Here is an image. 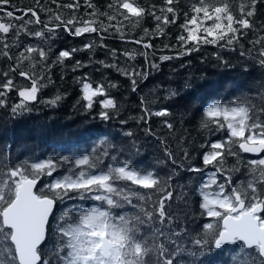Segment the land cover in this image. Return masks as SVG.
Wrapping results in <instances>:
<instances>
[{
  "label": "snow or ice",
  "instance_id": "obj_1",
  "mask_svg": "<svg viewBox=\"0 0 264 264\" xmlns=\"http://www.w3.org/2000/svg\"><path fill=\"white\" fill-rule=\"evenodd\" d=\"M179 2L164 0V6L150 4L146 8L139 0H113L101 11L92 0H84V7L91 12L77 15L80 0L67 4L51 0L56 9L36 0V7L13 10H8L11 0H0V60L11 62L0 68V107H5L9 93L15 92L19 99L11 106L12 115L31 111L29 105L53 83L54 66L64 70L72 61L73 73L88 67L93 61L77 60V53L106 47L105 34L115 33L125 40L126 31L141 29L146 16L155 21V28H142L141 38L131 40L145 51L128 49L122 55L127 61L143 56L151 69L158 70L159 64L148 59L147 50L153 44L144 38L166 34L165 28L178 19L173 5ZM189 4L192 15L184 13L182 32L175 37L177 45H164L180 50L159 56V61L190 55L201 45H239L243 49L240 40L251 32L255 38L249 41L247 55L261 69L257 90L227 102L212 100L202 108L199 130L207 136L221 133L222 138H205L193 149L199 153L201 166H185L191 159L189 150L182 147L185 137L178 139L179 159L161 141L174 166L165 176L133 159L140 154L134 140L118 147L104 138L91 150L23 160L14 158L7 145L0 150V264H217L222 254L225 259L221 264H264V21L253 24L264 0H189ZM57 9H66L71 15ZM40 13H46L47 20L41 19ZM60 31L74 38L97 34L101 43L89 40L82 48L53 52ZM28 38L32 40L26 42ZM109 51L112 57L117 56L115 49ZM53 55L55 59H50ZM96 63L126 77L133 93L139 81L149 75L132 65L121 68L115 62ZM74 83L80 91L77 104L82 102L85 111L99 104L100 119L119 115L122 106L109 94L110 89L119 87L117 83L94 82L88 73L74 76ZM175 95L169 90L166 98ZM63 99L57 93L43 103L55 106ZM153 103L155 100L140 97L142 115L138 121L147 124L152 117L172 115L168 107L152 110ZM163 124L174 129L168 120ZM145 133L154 135L151 128ZM123 135L131 138L134 133ZM229 158L234 161L231 166ZM177 169L200 174L199 182L192 187L174 182L180 175ZM187 191L198 195L199 215L208 218L197 225L195 234L183 226L189 213L181 215L183 210L172 207L175 198L188 208Z\"/></svg>",
  "mask_w": 264,
  "mask_h": 264
},
{
  "label": "trees",
  "instance_id": "obj_2",
  "mask_svg": "<svg viewBox=\"0 0 264 264\" xmlns=\"http://www.w3.org/2000/svg\"><path fill=\"white\" fill-rule=\"evenodd\" d=\"M57 2L67 4L72 3L73 0H57ZM112 2L113 0H92V3L101 11ZM197 2L198 0H191V3ZM40 3L45 7L56 9V5L52 4L51 0H40ZM80 3L81 7L77 15H84L85 11L91 12V9L84 7V0H80ZM139 3L146 8L150 4L164 6V0H139ZM30 7H36V0H11V7L8 10ZM173 7L177 9L178 19L176 23L169 24L165 28L166 34L161 37L148 36L144 38L145 41L150 39L153 44V48L147 50L148 59L159 64L158 70L151 69L143 56L138 55L135 61H127L122 55L128 49L145 51L141 45H136L131 40L141 38L142 28H155V21L151 16H146L141 29L126 31L125 40H121L115 33L105 34L103 44L106 47H97L93 52L84 50L76 54L75 59L77 60L86 62L91 59L93 61L88 67L76 73L71 71L72 61L67 63L64 70L59 66L53 67L51 72L53 83L43 89L37 102L29 105L31 111L13 116L11 106L17 103L19 98L15 92L9 93L7 105L0 107V150L10 145L12 156L23 160L33 156L44 158L54 154L70 155L73 151L91 150L104 138L109 139L118 147H126L134 140L140 154L133 159L140 166L154 168L161 176H165L170 173L174 166L165 156L164 144L161 141H165L179 159V147L181 145H178V139L185 137L186 142L182 144V147L187 148L191 153V159L185 162V166L187 167L189 163L201 166L199 153L193 149L203 143L205 138H222L221 133L207 136V133L199 130L202 108L212 100L227 102L241 93L256 91L258 87L256 82L261 79V69L247 55V49L251 47L249 41L255 38L251 32L240 40L243 49L239 45L234 46V48L201 45L199 51H194L190 55L160 62L159 56L175 55L176 51L180 50L179 47L175 49L164 48V45H177L175 37L182 32L180 26L184 23V13H188L189 17L192 15L189 0H180ZM232 10L239 19L236 8L233 7ZM57 11H64L67 15H71L66 9H57ZM19 14L21 13L18 12L17 15ZM157 14L160 13L157 12ZM40 15L41 19L47 20L46 13H40ZM84 18L87 19L88 17L84 16ZM171 18L170 15L169 19ZM257 21H264V5L257 8V15L253 18L254 26H257ZM104 22L108 23L106 19ZM125 23L127 24V22ZM11 35L13 34H10V38ZM60 38V42L54 45L53 52L63 48H82L83 44L88 43L89 40L95 41L97 45L101 43L97 34L74 38L60 31ZM31 40L32 38H28L26 42ZM191 46L189 45V47ZM111 49L116 50V57L111 56L109 51ZM242 50L245 52L243 56L241 55ZM50 59H55V56H51ZM100 60H104L108 64L115 62L121 68L132 65L148 71L149 75L146 79L139 81L138 89L133 93L128 79L116 69L104 68L96 63ZM8 63L11 62L0 60V68L6 67ZM84 73H88L94 82L111 81L119 85L118 88L109 90V94L114 96L122 106L118 116L113 114L112 119L105 121L99 118V104H96L89 111H85L82 102L77 104L80 91L74 83V76H80ZM169 90H174L176 95L166 98ZM57 93L64 96L60 103L55 106L43 103ZM140 97L155 100V103L151 105L152 110L168 107L172 115L169 117H152L147 124L138 121L136 118L142 115ZM121 120H125L127 123L121 124ZM164 120L173 123L174 129L170 131L164 127ZM146 128H151L154 135H147L145 133ZM128 131L134 133L133 137L129 138L123 135ZM244 155L248 159L255 158L254 155ZM232 163L234 161L229 158V166ZM177 171L180 175L175 178L174 182L188 184L189 187L199 182L200 174L190 173L182 169H177ZM237 176L239 178V174ZM187 198L189 205L187 209H184L183 202H178L175 198L172 201V207L183 210L181 215L184 211L189 213V219L183 222V226L195 234V231L198 230L197 225L207 222L208 218L199 215V197L197 194L187 191ZM223 259L225 257L222 254L217 260V264H221Z\"/></svg>",
  "mask_w": 264,
  "mask_h": 264
},
{
  "label": "water",
  "instance_id": "obj_3",
  "mask_svg": "<svg viewBox=\"0 0 264 264\" xmlns=\"http://www.w3.org/2000/svg\"><path fill=\"white\" fill-rule=\"evenodd\" d=\"M250 155H254V154H250Z\"/></svg>",
  "mask_w": 264,
  "mask_h": 264
}]
</instances>
